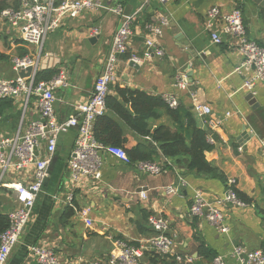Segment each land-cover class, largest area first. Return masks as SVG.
Listing matches in <instances>:
<instances>
[{
  "label": "crops",
  "instance_id": "0c3cea01",
  "mask_svg": "<svg viewBox=\"0 0 264 264\" xmlns=\"http://www.w3.org/2000/svg\"><path fill=\"white\" fill-rule=\"evenodd\" d=\"M102 1L111 9L121 7L124 14L136 18L127 52L119 58L117 80L111 85L110 94L116 95L113 87L119 86L151 96L173 95L178 104L188 106L195 113L197 104L208 105L212 115L198 116L202 128H209L206 121L210 119L221 120L222 124L214 131L217 141L214 150L206 153V160L221 170L227 182L236 179L239 193L253 203L244 208L221 206L230 228L228 234H222L206 220L193 217L190 208L196 190L201 191L207 201L223 199L226 183L190 173L185 166H176L169 159L161 161L170 163L163 174L151 176L139 171L135 164L128 165L104 152L99 181L85 179L73 188L66 170L53 191L43 190L32 219L7 264H39L31 252L33 246L52 248L60 264H77L80 259L105 260L113 250L114 240L139 246L151 238L153 231L148 218L153 214L169 220L175 253L190 256L193 260L199 258L200 244L214 251L217 257L223 256L226 264H237L232 257L236 244L250 251L264 249V221L258 210L264 209V83H258L252 91L246 89L244 84L253 75V70L241 68L244 59L235 41L225 37L222 44L216 45L205 27L206 14L211 8L219 7L224 13L241 8L248 37L264 47V8L251 0H171L164 5L157 0ZM160 14L170 19V25L163 27L157 40L164 50L161 57L146 44L150 37L147 27L151 24L160 26ZM121 21V16L109 10L87 12L75 19H65L63 25L48 37L45 43L50 44L47 52L43 47L41 71L60 72L64 68L59 66L64 63H76L65 70L69 86L56 91L59 121L74 114L75 106L92 96ZM95 28L100 34L91 36ZM0 37L3 48L0 47V52L10 56V61L0 63V77L14 79L18 74L13 70V57L24 52L35 55L36 48L26 44L19 31L8 27H0ZM132 57L139 61L131 64ZM85 59L91 62L90 67L77 69V64ZM180 73L186 76L187 90L176 85V76ZM250 94L254 96V104L248 100ZM38 119L35 100L27 107L24 100L14 101V109L0 115V136L14 137ZM162 124L169 126L171 123L163 116L153 123V128ZM124 131L127 148L145 140L128 128ZM76 138L75 129L61 135L57 150L69 158ZM28 177L31 174H17L12 182L28 183ZM170 186L178 187V193L170 194ZM71 189H74L75 204L79 209L91 208L92 228L87 227L80 215L66 203ZM9 191H1L6 200L0 202V210L10 207L5 214L19 206L16 193ZM143 192L147 193V200L141 198ZM153 253H145L140 264L171 263L166 261L168 258Z\"/></svg>",
  "mask_w": 264,
  "mask_h": 264
},
{
  "label": "built area",
  "instance_id": "2783aa9c",
  "mask_svg": "<svg viewBox=\"0 0 264 264\" xmlns=\"http://www.w3.org/2000/svg\"><path fill=\"white\" fill-rule=\"evenodd\" d=\"M159 4H166L171 0H157ZM102 9L109 10L122 17L120 27L116 31L110 52L105 61L102 74L98 77L94 92L90 99L75 106V112L67 119L59 121L56 113V91L61 87H68L65 71L50 80L37 81L41 71L43 47L49 35L55 33L64 23L65 19H75L87 12H98ZM134 15H126L121 7H107L102 0H63L57 4L56 0H20L19 8H7L0 15V27L19 31L24 42L36 48V54L14 56L12 59L13 70L18 74L14 79L0 77V100H24L27 107L35 100L39 119L32 121L29 126L19 131L14 137L0 136V188L5 187L17 195L18 208L8 214L9 227L0 234V264H7L14 249L30 223L36 203L43 193V188L50 178V170L58 147L59 137L72 129H77L78 134L74 149L69 157L67 170L73 188H77L85 179L99 181L102 177L104 164L103 153L116 156L124 163L132 162L126 153L116 147H109L96 141L94 125L99 117L107 112V97L110 95L111 85L117 80V66L121 55L126 54L129 41L133 36ZM160 26L148 25L150 34L146 44L148 49L154 50L161 57L164 50L158 38L163 33V27L170 25V19L163 14L159 16ZM206 30L211 33L214 44L220 45L225 37L235 41L239 52L243 56L242 69L253 70V75L246 80L244 87L252 91L258 83H264V47L252 41L247 34L244 15L240 9L224 13L219 7L211 8L206 14ZM100 34L99 29H93L91 36ZM132 61H139L132 57ZM31 68L30 76L24 78L19 75L22 70ZM176 85L183 90L188 89L186 76L180 73L176 76ZM165 101L171 108L178 106V100L173 95H165ZM196 113L203 118L212 115L208 105H196ZM230 114H227L229 116ZM214 134L222 124L221 120L210 119L206 121ZM210 143H215L212 135ZM262 155L264 156V142H262ZM243 149L240 148V151ZM169 162L156 163L141 161L135 163L139 171L159 176L164 173ZM11 176L25 173L30 180L6 182L8 171ZM182 184L185 185L183 182ZM236 179H229L227 191L221 200L207 201L202 192L196 190L190 214L193 217L206 220L210 226L222 234H228L230 228L226 225V218L221 206L247 207L236 192ZM178 187L170 186L168 192L177 194ZM147 200V193L140 194ZM66 203L80 215L85 225L94 226L91 218V208L79 209L75 204L74 189L66 198ZM148 224L153 231V236L142 241L139 246H134L122 240L113 241V250L109 257L101 261H87L80 259L77 264H140L145 253L150 251L163 257L174 258L178 264H191L190 256H181L175 253V242L170 236V222L160 214H153L148 218ZM31 252L39 264H60L54 250L47 246H33ZM232 257L237 264H264V249L250 251L246 247L236 244L233 246ZM214 264H226L223 256H218Z\"/></svg>",
  "mask_w": 264,
  "mask_h": 264
},
{
  "label": "trees",
  "instance_id": "16d2710c",
  "mask_svg": "<svg viewBox=\"0 0 264 264\" xmlns=\"http://www.w3.org/2000/svg\"><path fill=\"white\" fill-rule=\"evenodd\" d=\"M56 1L59 4L63 0ZM19 5L20 0H0V15L3 10L17 9ZM26 54L24 52L19 56ZM8 61L10 56L0 52V63ZM58 74V71H40L37 81L50 80ZM113 88L116 95L110 94L107 97L108 113L99 117L94 125L97 142L122 149L133 164L141 161L161 163L162 160L169 159L176 166H185L190 173L214 177L227 184V179L221 170L206 160V153L214 150L215 144L209 142L210 135L202 128L197 113L184 104L171 108L163 96H151L139 90L122 89L119 86ZM13 109L14 100H0V115ZM163 116H166L171 124L169 126L162 124L154 129L153 123ZM11 117L14 119L16 116L11 114ZM124 128H128L145 140L133 148H127L128 141ZM68 160V157L56 151L50 178L44 185V191L51 192L57 187L64 171L67 170ZM9 190L5 187L0 188V191L4 192H10ZM236 192L247 204L253 203L237 189ZM258 210L264 221V209L258 208ZM9 224L8 214L0 212V234L9 227ZM198 251L199 258L193 260L191 264H213L217 257L214 251L203 244H200ZM164 258H168L166 261L171 262L169 264H178L174 258Z\"/></svg>",
  "mask_w": 264,
  "mask_h": 264
},
{
  "label": "rangeland",
  "instance_id": "374dc122",
  "mask_svg": "<svg viewBox=\"0 0 264 264\" xmlns=\"http://www.w3.org/2000/svg\"><path fill=\"white\" fill-rule=\"evenodd\" d=\"M52 35V34H51ZM51 35H49L48 37H50ZM48 39V38H47ZM47 41V40H46ZM3 44V43H2ZM49 44L50 43H45L44 44V52H47L48 51V47H49ZM0 47H1V49L3 50V48H2V46L0 45ZM4 51H6V50H4ZM65 64V63H64ZM61 65V66H59L60 68H64V69H62V70H67L68 71V69L69 68H71V67H73V66H76L75 64V61H71L69 64H65V65ZM90 64H91V62L88 60V59H85L84 61H83V63H78L77 64V69H81V68H84V69H87L88 67H90ZM1 76V75H0ZM62 90H65V89H62ZM11 174H12V171L11 170H9L8 171V173H7V178L5 179V181L6 182H8V181H12V180H14V177H16L17 176V174H14V176H11ZM5 198L4 197H2V194H1V191H0V202H2V203H4L5 202ZM9 210H10V207H3L1 210H0V212H4V213H8L9 212Z\"/></svg>",
  "mask_w": 264,
  "mask_h": 264
},
{
  "label": "water",
  "instance_id": "95a60500",
  "mask_svg": "<svg viewBox=\"0 0 264 264\" xmlns=\"http://www.w3.org/2000/svg\"><path fill=\"white\" fill-rule=\"evenodd\" d=\"M251 1H253V2L256 3L257 5H259V6H261L262 8H264V0H251ZM90 41L93 42V39H90ZM131 64H135V61H132ZM42 68H43V66H41V69H42ZM31 71H32L31 68H29V69H27V70H22V71L19 73V75H20L21 77L26 78V77L30 76ZM248 100H249L250 102H252L251 104H254V103H255V101H254L255 99H254L253 94H250V95L248 96ZM204 130H205L206 132H208L209 135H212L213 139H214L215 141H217V137H216V135L213 134V132H212L208 127H204ZM181 168H182V167H181Z\"/></svg>",
  "mask_w": 264,
  "mask_h": 264
}]
</instances>
